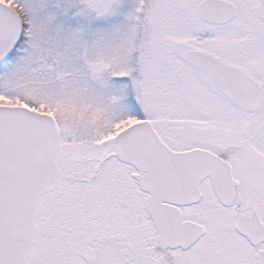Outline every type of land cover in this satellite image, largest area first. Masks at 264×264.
Returning a JSON list of instances; mask_svg holds the SVG:
<instances>
[{"label":"snow or ice","instance_id":"snow-or-ice-1","mask_svg":"<svg viewBox=\"0 0 264 264\" xmlns=\"http://www.w3.org/2000/svg\"><path fill=\"white\" fill-rule=\"evenodd\" d=\"M0 264H264V0H0Z\"/></svg>","mask_w":264,"mask_h":264}]
</instances>
